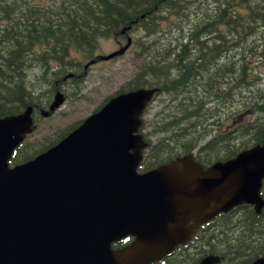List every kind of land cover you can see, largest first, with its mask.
Returning a JSON list of instances; mask_svg holds the SVG:
<instances>
[{"label": "trees", "instance_id": "1", "mask_svg": "<svg viewBox=\"0 0 264 264\" xmlns=\"http://www.w3.org/2000/svg\"><path fill=\"white\" fill-rule=\"evenodd\" d=\"M124 27L137 33L134 54L143 62L95 111L122 92L155 90L141 115L147 146L140 171L187 155L209 167L264 142V0H0V118L32 106L37 126L50 106L44 83L50 92L66 91L65 98L68 83L78 92L86 71L73 52L93 59L99 38ZM35 69L30 84L27 72ZM154 100L160 108L149 118ZM81 122L37 141L29 134L11 166L57 144ZM221 214L210 235L199 232L193 252L175 264H196L220 247L219 264L264 255V211L241 204ZM252 245L254 256L247 252Z\"/></svg>", "mask_w": 264, "mask_h": 264}, {"label": "water", "instance_id": "2", "mask_svg": "<svg viewBox=\"0 0 264 264\" xmlns=\"http://www.w3.org/2000/svg\"><path fill=\"white\" fill-rule=\"evenodd\" d=\"M131 44L129 37L102 59ZM154 93L142 87L113 96L57 144L15 166V150L33 131V107L0 118V264H152L221 212L242 203L261 212L264 142L208 168L187 155L139 170L147 145L141 114Z\"/></svg>", "mask_w": 264, "mask_h": 264}, {"label": "rangeland", "instance_id": "3", "mask_svg": "<svg viewBox=\"0 0 264 264\" xmlns=\"http://www.w3.org/2000/svg\"><path fill=\"white\" fill-rule=\"evenodd\" d=\"M47 1L50 0H34L35 3L42 4ZM124 29L122 28L123 35L119 34L109 38H99L97 47L93 52V56L95 57L93 59H86L81 52H73L72 57L79 59L84 69H86L88 65L86 77L78 92H73L74 87L71 83L64 85V89L69 90L70 96L64 99L62 96H59L58 103L63 101L54 112H51L48 116L41 117L33 135L29 139L30 141H37L45 136H53L57 131L68 128L76 122L83 121L110 95H113L134 76L139 70L143 59L137 58L134 54L135 45L133 40L135 35L137 36V33H132L130 31L131 33L128 35V29L126 28V31L123 32ZM129 37L132 38V44L123 55L108 60L102 59V56L109 55L127 44ZM37 72H39V69H35L33 72H27L29 73L28 78L30 84L35 80ZM70 76L73 77L72 74ZM44 84V91L46 92L45 98L47 101L50 100L51 105L55 94L59 91L50 92L51 87L48 85V82ZM62 92L66 93L64 90ZM159 108V101L154 100L148 117L151 118L153 113ZM44 110L49 111V108ZM149 130L150 129H145L143 133L147 135ZM220 130L222 129H218V131ZM152 138L155 139L156 136L153 135Z\"/></svg>", "mask_w": 264, "mask_h": 264}, {"label": "flooded vegetation", "instance_id": "4", "mask_svg": "<svg viewBox=\"0 0 264 264\" xmlns=\"http://www.w3.org/2000/svg\"><path fill=\"white\" fill-rule=\"evenodd\" d=\"M2 23L5 24V22H2ZM12 23H13V22H11V24H12ZM125 37H126V36H125ZM246 205H248V204H246ZM249 205L252 206V208H253L254 210H256L254 205H252V204H249ZM263 211H264V207L262 208V211H261L260 213H262ZM225 213H226V212H225ZM260 213H258V214H260ZM220 215H222V214L219 213V214L216 215L213 219H211V220H209V221L203 223V224L199 227L198 232L194 235L193 239L190 240V242H188L187 244H181V245H179V246L174 250L173 253H171L170 255L166 256V257H165L164 259H162L161 261L156 262V263H153V264H171V263L175 264L176 262L180 261L181 259L185 258L186 256L189 257L188 253H192V252H193V249L190 248V247H193V245H191V243L194 242V239L198 236L199 232H201V234H204V233L207 234V233L211 232V230H214V228L216 227V226H214V224H215L216 221H217L216 219H219V216H220ZM214 219H215V220H214ZM209 235H210V233H209ZM220 246H223V245L220 244ZM253 247H254V245H252L251 249H250L249 251H247V252H249V253H251V254L253 253L252 256H254V255L256 254V253H255V250L253 249ZM221 248H222V247H220L219 251H222V252H223V250H222ZM219 251H213V250L211 249V250L208 252V254H207V256H210V255H216V256L219 257L218 262L213 263V264H219V262H222L223 259L225 258V255H218ZM207 256H206V257H207ZM223 257H224V258H223ZM260 257H264V255H261ZM260 257H258V258H260ZM204 258H205V257H204ZM204 258H203V259H204ZM258 258H257V259H258ZM203 259H202V260H203ZM226 259L229 260V257L227 256ZM257 259H254V260H252V261H250V262H246V263L242 262L241 264H251V263L255 262ZM202 260H201V261H202ZM198 263H199V262H198ZM196 264H197V263H196Z\"/></svg>", "mask_w": 264, "mask_h": 264}, {"label": "bare ground", "instance_id": "5", "mask_svg": "<svg viewBox=\"0 0 264 264\" xmlns=\"http://www.w3.org/2000/svg\"><path fill=\"white\" fill-rule=\"evenodd\" d=\"M58 97V96H57Z\"/></svg>", "mask_w": 264, "mask_h": 264}]
</instances>
